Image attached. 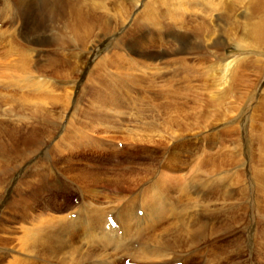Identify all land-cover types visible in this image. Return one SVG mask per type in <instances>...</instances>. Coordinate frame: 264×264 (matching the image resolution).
I'll use <instances>...</instances> for the list:
<instances>
[{"label":"bare ground","instance_id":"1","mask_svg":"<svg viewBox=\"0 0 264 264\" xmlns=\"http://www.w3.org/2000/svg\"><path fill=\"white\" fill-rule=\"evenodd\" d=\"M15 1L16 6L12 2L11 5L18 9L20 8L21 14L25 18H23L22 27L24 30L21 32L22 36L28 38L29 35L32 34L31 37L34 38L33 43L41 44L45 42L46 39L50 38L46 32H50L51 27L47 26L44 21L48 17L52 18V16H62L66 17V20L68 19L67 22H69L68 25H66L73 38L71 39L72 42H87L88 40L85 38L91 36L92 38L90 39L92 42L98 41L100 39L99 35L104 37V34H107V31L110 30L109 27L111 23L117 24V13L120 0H111L110 2L111 6H114L113 11L115 12L112 14L113 21H111L109 16L105 15L106 13H101L100 10L105 8V3L109 0H42V2H37L38 5L35 4V0ZM135 1L138 2L137 0ZM242 1L244 0H238V2ZM245 1L247 4L245 5V11L240 14L243 21L240 23L239 28L232 25L236 20L233 11L236 3L235 0H169L168 7H166L163 13V15L168 16L170 11L178 7H182V11L185 13L188 10V6L193 5L195 7L198 6L201 13L204 12L206 15L208 14L211 19L214 15L211 16V14L218 11L222 13L227 25L235 30L234 33H238L240 39L236 42L237 45L232 47L233 45L229 43L230 41L228 40V47L226 48L228 51L224 55L220 54L221 67L223 70L222 77L224 78V83H221L220 87H222L224 93L238 89L239 86H233L237 70L238 67L243 66L241 62L247 57H250L249 54L257 56L256 59L259 56L264 57V0ZM144 2L145 4L142 2L144 4L143 9H146L145 13L148 17L141 15L142 19H139L141 21H139L138 24H140L141 27L143 24H147L145 25L146 28L152 27V21L158 26L162 25V22H157L160 17L156 16L159 14L158 10L149 7V0H144ZM156 12H158V14ZM175 12L177 11L175 10ZM230 16H233L232 20ZM171 17L172 16H169V18ZM205 22H202L201 25ZM49 24L50 23H48V25ZM96 27L98 29L96 34L100 33L98 35L94 34ZM121 30L122 28L110 36H106L101 44H97V49H94L92 54L93 58L95 56L98 57L97 54L107 45L121 50V48H123L122 46L126 44L127 48L137 57L136 63L129 61L130 70L135 68L136 71L142 73L144 69L154 68L155 64L153 65L150 61H154L159 54H148L150 52L143 48L142 45L144 40L150 41L141 37V39L134 38L132 40H127L125 44L120 45V43L114 39V36L121 32ZM202 30H204V28L198 31L202 32ZM211 30L212 32L207 30L205 33L214 34L215 30L213 26ZM201 32L199 33L202 35ZM205 33H203V35ZM33 34H37L36 38ZM43 37H45V39H43ZM212 41L213 45L218 44V40L212 39ZM192 44L193 43H191V45ZM245 48L247 49L245 50ZM89 49L92 48L89 47ZM237 53H243V55ZM233 55L235 56L232 57ZM115 56L120 58L119 54L115 53ZM213 57L217 56L213 54ZM25 59L26 57L21 56L22 62ZM201 59L205 60L204 55ZM225 59L226 61L223 62ZM213 60L212 62H214ZM182 63V69L187 71L191 68L190 70H192L191 66L187 67L185 65V60H183ZM245 66L246 65H244V67ZM259 70H262L261 64ZM60 74L61 73H57V75L61 76L60 79L66 80ZM181 74H183V72ZM129 75L127 74V76ZM262 76L263 75H261V77ZM104 77L109 78L112 84L109 85V87L106 86L110 91L95 95L94 103L96 104L92 106L95 117H91V119L87 121L80 120V122H76V125L73 124L72 128L70 127L72 131L69 132L66 137H68L70 141H74L72 142L74 144L71 145L68 142L69 140L64 143L61 141L60 145L63 148L65 146V150H67L68 153L64 156H58L57 159L52 157L49 163L42 162L36 165L35 168L30 166V163L34 162L35 159L39 158L42 160V158L46 157L47 153H49L51 145L48 146V143L42 137L52 126L48 118L44 119L40 117L39 120L35 118L26 125V131L22 132L24 143H22V149L19 150H16V146H12L10 149V146L13 145L15 140H18L19 137L12 140L11 135H14V133L10 131L9 126L0 124V150L5 149L4 152H6L5 157H0V264H124V260L135 264H217L214 258L216 253H214L213 249L211 253L207 252H210L211 248L209 250L205 249L207 255L210 256L209 258L206 255L207 260L205 263H203L201 255L197 250L203 248L199 246V244L206 240L205 237H209L205 236L206 232L210 235L207 241L214 243L215 238L218 237L219 231L223 229V227L227 229L231 226L230 222H232L231 217L233 216L231 215V211L233 199L235 197L234 194L236 193H234L233 188L234 184L237 183L236 181L234 182V174L239 177L242 166H236L233 159L225 158L224 160L226 161L220 164H214L215 161L213 162V156H209L208 159L212 163L206 161L209 163V165L206 166L207 163L205 161L203 162L204 159L201 160L199 158L201 156L197 155L199 157H196L195 155L196 160H194L195 157L193 156L191 159L193 162L190 163L189 166L187 165L188 167L183 173V167L179 166L182 163L176 164L180 156L175 153L170 154L172 150L177 149V146H175L176 143L171 145L169 142L175 140L179 143L177 137L172 136L174 133L172 134V132L165 127V125L168 126L171 122L163 119L158 121V119H156L158 116L157 113L155 116L151 114V116L143 118V120L134 121V125L132 126L141 128L143 130L142 132L145 131L143 136L137 134L139 136L138 140L134 141L133 138H131L133 135H131L132 132L130 131V133L127 132V140L130 142L123 140L126 144L131 143V145L128 144L130 147H133V143L141 140L151 142L153 146L155 141H159L156 144L160 143V148L163 147L162 151L158 147H156V150L153 148L155 150V152L153 151L154 155H151V157H149L147 161L141 163L140 166L138 164L133 166L127 165V167L122 169V175L111 180L113 181L111 185V182L106 183V188L100 187L101 185L99 183L101 180L97 169H95L96 167L89 168V166L85 169L83 168L80 170L79 175H73V168H75L73 166L74 164H61V160L70 162L71 157L78 156L70 151L74 147H78V145L84 148L85 145L92 147L100 153L113 152V150L115 151L117 148L114 146L115 144L112 145L111 142L115 134H110V132L116 133L122 131L120 127L125 126L119 123L122 119H115L107 116L100 118V116H98L99 113L104 111V108L106 110L109 108L114 110L117 104H111V102L118 97V95H116L118 91L115 90V85L113 84L115 80L108 76ZM237 81L240 82L241 86L244 85V76L242 75L240 81ZM130 83L131 82H129V85ZM41 84H44V80L41 81ZM41 84L39 83L38 86H41ZM124 96L127 95L124 94ZM99 98L101 99L99 100ZM261 104L263 105V103ZM261 104L260 109L262 106ZM152 105L153 102H151L149 106L150 112L155 111ZM5 111L11 112L10 107L9 109L3 108L2 112ZM108 111L110 112V110ZM262 112H264V108ZM239 117L241 118V116L238 115L234 120L237 121ZM26 122L27 120L22 122V124H26ZM123 122L125 121L123 120ZM125 123L127 125L128 121ZM258 123H260V126H256L260 132V135H258L260 137L257 139L258 143H261V145L259 146L258 144L260 153H257V155L260 154L259 161L261 167L252 165V168H249L251 173L247 172L251 176L249 177V182L243 184V187L240 188L241 190L236 188L245 200L249 198L250 195H247L245 192L248 191L246 186L250 187L253 184L256 193L260 194L263 192L262 190H264V171L261 169L264 167V116ZM69 124L70 123L67 125ZM65 125L59 123L58 126L62 130V128L66 129L67 126ZM35 127L41 129V131L34 130ZM15 128L16 126H12L11 129ZM88 129L92 132L94 131L95 133L104 135H101V137L94 136L92 132L90 133L87 131ZM227 130L230 131V129ZM39 133H42V135ZM166 136H169L168 139ZM71 137H73L74 140H72ZM142 137H148V140ZM161 143L164 145L162 146ZM215 152L214 150V153ZM225 152L226 151H224V154H226ZM150 153H152V151ZM14 156H21L27 160L21 162L23 164L20 169L17 170L18 173L20 174L22 171H25L26 176L31 174L30 177H25L24 187L22 186L23 189L20 188L16 193V185L14 182L19 174L13 173L9 179L10 163ZM155 164L159 165L157 166ZM30 167L32 168L31 173ZM66 173L71 175L68 176ZM64 175H66L67 179H64ZM4 180L5 183H3ZM13 185L15 186L13 187ZM12 187L14 188L13 193H11ZM69 193L75 194L76 203L67 202ZM250 198L251 199L248 200V205L251 207L252 212L256 213V209L253 206L255 203V207H257L256 199L251 196ZM3 204L5 209L2 208ZM3 210H5L4 213ZM258 211L260 212L259 209ZM220 212L223 217L225 216L228 222H225L223 227H221L222 224L219 225L220 223L216 224ZM203 214L208 218L207 224L202 221ZM255 215L257 216V214ZM260 218L263 219L264 217L262 218L261 216ZM110 220L114 222V225L109 222ZM259 224L262 225V220H259ZM252 227V224L246 225V231L250 236H252ZM260 230L261 228L259 231ZM260 235L261 234H259V236ZM232 242L234 243V240ZM262 244L259 241V246L263 247ZM205 247L206 246H204V248Z\"/></svg>","mask_w":264,"mask_h":264},{"label":"rangeland","instance_id":"2","mask_svg":"<svg viewBox=\"0 0 264 264\" xmlns=\"http://www.w3.org/2000/svg\"><path fill=\"white\" fill-rule=\"evenodd\" d=\"M35 1V4L39 1L42 2V0ZM137 1L138 2L135 0L119 1V10L117 13V19L119 22L117 20V24L111 23V21L114 20L112 17V14L115 13L113 11L114 6H111V0L106 1V9L102 8L104 10H100L101 13H106L105 15L110 17V30L107 31V34H104V37L99 35L100 39L93 42L90 39L92 36L85 38L88 40L87 42H72L71 39L73 38L69 33L67 26L69 22H67L68 19L66 20V17L62 16L48 17L44 23L51 27L50 32H46L50 38L40 44L33 43L34 38L31 37L32 34H30L28 38L22 36L21 32L24 30L22 26L25 18L21 14L20 8L18 9L15 7L16 1L0 0V124H6L9 126L10 131L14 133V135H11L12 140L19 137L18 140H15V143L10 146V149L12 146H16V150L22 149V143H24L22 132L26 131V125L33 119L37 118V120H39L41 117L44 119L48 118L52 124L51 128L43 135L42 133H39L48 143V146H51L49 148V153H47L46 157L42 158L43 161L37 158L34 162L30 163V166L35 168L36 165L41 164L42 162L49 163L50 160H52V157L57 159L58 156L66 155L68 151L65 150V146L63 148L60 145L61 141L64 143L69 140L66 136L72 131L70 130V127L72 128L73 124L76 125V122H80V120L87 121L88 119H91V117H95V112L92 109V106L96 104L94 103V97L95 95L101 93L104 94V92L110 91L106 86L109 87L112 82L109 78L104 76L113 78V80L117 81H113V84L115 85V90L118 91L117 93L115 91L118 97L115 98L111 104H117L114 110L112 108L107 110L104 108V111H102L103 113H99L98 116H100V118L107 116L110 118L122 119L119 121V123L125 125L120 127L122 131L116 133L110 132V134H115V137L111 142L112 145L115 144L114 146L117 147L116 150H113V152L100 153L92 147L85 145V149L78 145V147L76 146L73 148L74 150H70L78 156L71 157L70 162L67 160H61V164H74L73 166L75 168L73 169L75 173L73 172V175H79L80 170L83 168L85 169L89 166V168L96 167L95 169H97L101 180L99 183L101 185L100 187L106 188V183L111 182V185L113 182L111 180L122 175V169L127 167V165L133 166L138 164L140 166L141 163L147 161L151 155H154V152L157 149L156 147L160 148V143L156 144L159 141H155L154 146L151 142L145 140L133 143V147L129 146L131 143H125V141H128L127 132H132L131 135L133 136L131 138H133L134 141L138 140L139 134L141 136L145 134V131L142 132L143 130L141 128L132 126L134 125L133 123L135 120H143V118H147L148 116H151V114H154L155 116L158 113L156 118L158 121L163 119L171 122V124H168V126L165 125V127H167L172 134L174 133L172 136H176L179 143L175 140L169 142L171 145L176 143L175 146H177V149L172 150L170 154L175 153L180 156L179 160L176 161V164L182 163L179 166L183 167V173L186 171V168L190 163L193 162L191 159L193 156L195 157V155L196 157L201 156L199 158L201 160L204 159L203 162H211L208 157L213 156L212 159L213 162L215 161L214 164H220L221 162L226 161L224 160L225 158H231L236 166H243H241L239 177L234 174V182L236 181L237 183L234 184L233 188L234 193H236L234 194L235 197L233 199V207L231 211V215H233L231 217L232 222H230L231 226L227 229L223 227L224 223L227 222V219H225V216L223 217L220 212L218 214L220 215L218 216L219 221L217 220L216 224H222L221 227H223V229L219 231L218 237L214 240L215 242L210 243L207 241L210 235L206 232L205 236L209 237H205L206 240L204 242L200 244L198 243L199 246L203 247L197 250L201 255L203 263L207 260V252L211 253L213 249L214 253H216L214 258L217 264H264V190H262L263 192L260 194L256 193L253 184L250 187L246 186L248 191L245 192L247 195L250 194L249 198L246 200L242 198L237 191V189L243 187V184L249 182V177L251 176L248 173H251V166L257 165L258 167H261L259 161L260 154L257 155V153H260L259 146L261 145V143H258L260 137L258 135H260V132L258 131L257 126H260V123L258 122H260L264 116V112H262L264 108V57L259 56L256 59L257 56L249 54L250 57L244 59V61L241 62L243 66L238 67L237 70L233 86H239L238 89L224 93L222 87H220V84L224 83L220 56L228 51L226 50L228 47V40L230 41L229 43L233 45L232 47H235L237 45L236 42L240 37L237 32L234 33V29L227 25L222 13L218 11L213 12L211 16L213 14L215 16L213 15L211 20L208 14L207 16L204 12L201 13L198 6L195 7L191 5L188 6V10L185 13H183L182 7H178L170 11V14L166 16L163 15V13L166 10V7H168L169 0H149V7L158 10L159 14L156 12L158 14L156 16L160 17L157 22H162V25L159 24L160 26H158L152 21V27L146 28L145 25L147 24H143L144 27H141V25L138 24L139 21H141L139 19H142L141 15L148 17L145 13L146 9H143L145 2L144 0ZM235 1L236 3L233 11L236 20L232 25L239 28L240 23L243 21L240 14L245 11V5L247 3L245 0L242 2H238V0ZM11 2L14 3L15 6L11 5ZM175 10L177 12H175ZM169 16L172 17L169 18ZM230 17L232 20L233 16ZM47 22L50 24L48 25ZM202 22L205 23L201 25ZM212 26L215 30L214 34H206L205 31L207 32V30L212 32ZM120 28H122L121 32L114 36V39L117 40L120 45L125 44L127 40H132L134 38L141 39V37L148 39L151 42L144 40L142 45L143 48L150 52L148 54H159L154 61H150L153 65L155 64L154 68L144 69V72L142 73L136 71L135 68L130 70L129 61L136 63L137 57L133 55L129 48H127L126 44L125 46H122L123 48H121V50L107 45L100 50L102 53L99 52L97 54L98 57L95 56L93 58L92 54L94 49H97V44H101L106 36H110ZM203 28L204 30H202V32L198 31ZM97 30L96 27L94 30L95 35L100 34H96V32H98ZM199 32H201L202 35ZM203 33L205 34L203 35ZM36 35L33 34L35 38ZM43 39H45V37H43ZM212 39L218 40V44L213 45ZM191 43L193 44L191 45ZM89 47L92 49H89ZM207 49L210 50L208 51ZM246 49L247 48H245V50ZM115 53L119 54L120 58L115 56ZM213 54L217 57H213ZM237 54L243 55V53ZM203 55L205 60L201 59ZM21 56L26 57V61L24 60L22 62ZM234 56L235 55L232 57ZM175 60L178 61L176 62ZM183 60H185V65L187 67H192V70H190L191 68L187 71L182 69ZM212 60L214 62H212ZM224 61H226V59L223 60V62ZM210 64L213 65L211 66ZM260 64L262 70H259ZM244 65L246 66L244 67ZM182 72L183 74H181ZM57 73H61L60 75L66 80H61V76L57 75ZM127 74H130V77L127 76ZM242 75L244 76L246 85L244 84L241 86L240 82L237 80L240 81ZM261 75L263 76L261 77ZM42 80H44V84H41ZM129 82H131L130 85ZM39 83L41 86H38ZM124 94L127 96H124ZM100 99L101 98H99V100ZM151 102H153L152 106L155 110L154 112H150L149 110ZM261 103H263V105ZM260 104L263 106V108L261 106V109ZM9 107L11 112H2L3 108L9 109ZM108 110H110V112ZM238 115H240L241 118L239 117L237 121L234 120ZM26 120V124H22V122ZM123 120L125 122L128 121L127 125ZM59 123H63V125L66 124V129L62 128L61 130L58 126ZM68 123L70 124L67 125ZM12 126H16V128L11 129ZM227 129H230V131ZM34 130L41 131V129H37L36 127ZM87 131L90 133L92 132L89 129ZM92 133L94 136L99 137L104 135L95 133L94 131ZM168 137L169 136H166L167 139ZM142 138L148 140V137ZM71 139L74 140L73 137H71ZM68 142L71 145L74 144L72 143L74 141L69 140ZM161 145L163 146L164 144L161 143ZM160 149L162 151L163 147ZM214 150L217 153H214ZM4 151L5 149L0 150V157L6 156V152ZM151 151L152 153H150ZM224 151H226V154H224ZM20 157L14 156L12 158L9 179L13 173L19 174L17 170L22 166L23 163L21 162L27 161L25 158ZM196 157L194 160H196ZM252 158L256 159L253 160ZM155 165L158 166L159 164ZM208 165L209 163H207L206 166ZM31 167L30 173L32 170ZM261 169L264 171V167ZM66 175L68 174L66 173ZM66 175H64V179H67ZM30 176L31 174L26 176L25 171H22L18 175L14 182L16 185L15 193L16 191L18 192L20 188L23 189L25 177L27 178ZM3 183H5V180ZM15 185H13V187ZM13 192L14 188L11 190V193ZM250 196L252 198L255 197L256 206L260 212L257 207H255V203L253 206L256 209V213L252 212L251 207L248 205V200L251 199ZM68 201L70 203H76L74 193H69L67 202ZM2 208H4V204L2 205ZM4 211L5 210H3V213ZM255 214H257V216ZM261 216L263 219L260 218ZM202 219L203 223H208V218L205 214H203ZM259 220H262V225L259 224ZM247 224L253 225L251 228L252 236L248 235L246 231ZM260 228L261 230L259 231ZM259 234L261 235L259 236ZM233 240L234 243L232 242ZM259 241L261 244L263 243V247L259 246ZM204 246L206 247L204 248ZM205 249H210V252H206ZM207 256L210 258L209 255ZM124 264H126L125 260Z\"/></svg>","mask_w":264,"mask_h":264}]
</instances>
